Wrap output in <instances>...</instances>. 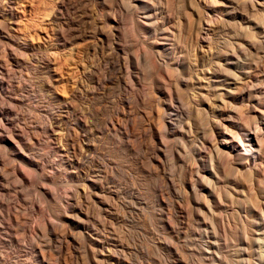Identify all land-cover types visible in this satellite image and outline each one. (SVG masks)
Segmentation results:
<instances>
[{
	"label": "rangeland",
	"instance_id": "rangeland-1",
	"mask_svg": "<svg viewBox=\"0 0 264 264\" xmlns=\"http://www.w3.org/2000/svg\"><path fill=\"white\" fill-rule=\"evenodd\" d=\"M108 1L111 2V0ZM203 1H205L203 7H199V5H196L195 0H174L173 3H170L171 5L168 4L167 0H133V4H140L139 7H133L134 15L131 17L134 21L132 22L130 18L132 13H129V18L125 16L128 18H125L126 26L129 29L132 27L128 30L130 38L134 41L142 40L145 33L135 24L136 20L143 18L142 15L146 11L145 8H142V4L147 3L151 10L156 11L155 13L158 11L159 20L167 18V24L161 25L159 31L162 32L165 26V28L169 27L174 32L175 37L172 35L161 40V45L166 47L163 48V55L167 64L171 66L170 71L174 70V77L178 76L181 79L180 81L177 77V80L180 81L178 84L180 95H178L181 101L183 100L182 103L186 105L183 104L186 109L192 103L193 93L199 90L197 85L190 79V74H195L197 69L195 70V67L190 72L187 63L190 59H192L191 63L194 62L195 34L202 33L206 37L207 41L202 42L204 48L211 47L212 50H222L223 48V50H226L231 47L229 42L232 43L238 38L251 40L253 34L257 32L255 38L258 47L261 46L260 54L257 55L259 58L255 56V50H251L254 53L252 56H248L249 58L257 57L258 60L257 58L256 60L259 63H264V4L252 7L253 5L249 0L246 1L247 3L244 0ZM22 2L23 4L21 3L18 6V10L21 11L23 17L19 22L21 24L18 26V32L22 36L24 35L28 42L35 45L36 48H40L36 51L37 57L32 55L30 57V54L28 56L27 51L23 50L26 52H22V55H20L24 64L20 70L24 75L18 72L16 73L18 77H15L20 79L25 76L24 79L29 77L28 81L29 79L31 82L39 80L40 83L38 92L34 94L36 96L31 95V98H28L26 102H33L34 97H38L36 98L39 102L37 115L39 125L41 123L42 126L38 127L39 130L37 129V138L39 142L41 141L38 144L39 148H37L41 154L40 162L43 164L39 170L38 187L37 191L35 190L37 194H33L35 191L32 192L29 188L24 187V189H21L23 191L20 190L22 194H20L19 200H13L14 198L11 196L12 200L8 203V206L16 203L15 208L12 204L10 211L4 213L6 218L2 219L0 217V223L2 220L5 223L11 221V224L15 222L14 226H10V228L12 227L10 230L5 228L4 225L2 226L4 229L0 228V264H213L212 259L208 258L210 253L208 252L209 248L206 247L207 239L205 237L206 233L210 232V228L208 225L207 227L204 225L203 216L205 211L200 212V210H204V208H200L202 205L200 197L202 194H207V192L200 185V182L196 184V187L198 186L196 190L198 191L194 190L190 181L196 176L187 175L184 167H182L183 164L173 161L170 156L171 160L167 162L164 172L173 176L174 181L177 183V192H168L164 195L166 202L170 204L169 206H172L164 207L159 203L153 190L154 187L157 190L166 188V182L162 181L164 179L163 173L161 172L160 176H156L154 173H146V170H150L149 163L146 160H143V163H137L135 159L134 149L131 146L132 140L135 142V138L130 135L132 138L129 136V138H126L127 141L121 142L120 134L112 127V119L114 120L115 116L118 117L116 111L121 104L120 100L124 95L131 97L132 92L124 89L123 82H104L100 86L94 83V80H97V77L102 74L104 67L102 66V59L103 56L107 57L111 53L110 48L108 46L102 48L100 44L94 48L92 44H89L90 46L87 44L84 54H80L81 57L77 56L75 59L78 62H73V59L68 55V51L60 47L57 48L54 44L55 41L47 38L45 34L53 21L52 26L56 29L61 26L71 31L72 29H78L77 31H81L82 35L84 34L85 37L89 38L95 32L99 34L104 27V23L110 18L119 16V5L113 0L111 3L109 2L108 6L103 3V0H73V9L55 12V0H47L44 4L37 2V0L33 3ZM198 8H202V12ZM197 12H204L200 14L206 21L205 25H199L198 19L201 16ZM188 18L189 20L192 19V26L188 24ZM5 19L4 16L2 20ZM134 24L135 26H133ZM193 26L194 28H192ZM159 37H161V34ZM173 43L176 47V53L172 52L173 48L171 46H167ZM227 44L229 45L227 46ZM38 52L40 54H37ZM46 55L58 59L59 66L54 67L56 70L54 77H49L50 74L40 65V63H43L42 58L49 57ZM176 55L181 57L178 64L173 61ZM70 63H72L73 69ZM30 65L35 67H28ZM88 67L94 68L92 74L85 73L89 69ZM93 77L94 79H92ZM48 78H50L51 84H54L51 85L50 89L46 86L50 81ZM215 85L217 89L212 90L216 95L215 99L218 98L219 101L224 99L230 105L238 107L245 104L242 98L232 97L226 93L227 82L218 81ZM74 88L77 95L74 99H71L70 94L75 90ZM50 92H53L52 95H54H50ZM20 94L27 95L24 92H20ZM151 96H153L152 98L155 96L164 97L167 101L162 100L168 103V97L162 91L155 92ZM70 101L78 114L81 112L87 114L84 117V122L87 123V130L90 131L89 138L92 144L90 149L92 151H90L92 154H90L91 159L89 158L84 165L76 164L73 168L70 167L65 157L71 151L67 140L69 126L75 123L73 122L75 116L66 112V106L64 107V105H70ZM19 108L21 110L24 107ZM201 113L202 118H212V115L208 116L205 111ZM189 115H184L182 122L178 123L181 126L182 124L183 126L186 125L184 129L187 132L188 124L186 123L195 118L194 112ZM30 120H32L31 117L25 115L22 122L30 123ZM50 127L51 129L54 128L53 132L47 131V128ZM189 134H187V138L181 136L177 141L179 145L184 144L186 151L181 152L184 155L183 158L190 167L193 166L194 174L201 171L206 173L207 177H210V164L201 160V156L197 151L203 147L202 135H194L193 137ZM54 135L55 137H53ZM209 150L211 149L209 148L206 151ZM48 161L49 163H47ZM108 172L110 176H108ZM163 183L164 186H161ZM28 190L30 192H27ZM86 190L90 191V198L86 197V192H84ZM130 191H134L138 196L137 199L135 198L136 200ZM194 192H196V195ZM185 193L189 196L188 203L184 199ZM197 193H199V196ZM29 197L35 202L34 207H30L32 201L29 200ZM21 202H24L25 205ZM28 203H30V206ZM24 208H27L29 213ZM31 208H33L32 211L29 210ZM170 209L171 211H169ZM15 210L17 212L19 210L18 217ZM11 212H15L16 215ZM16 217L18 221H22L21 224L25 223L26 225H24L29 227L31 231L28 229V231L22 230L15 221ZM169 225L173 226L174 229H171ZM47 226L48 238L42 235V227ZM8 231L11 232L12 236ZM204 231L207 232L204 234ZM50 237L51 239H49ZM42 254L45 256V263L40 261Z\"/></svg>",
	"mask_w": 264,
	"mask_h": 264
},
{
	"label": "bare ground",
	"instance_id": "bare-ground-1",
	"mask_svg": "<svg viewBox=\"0 0 264 264\" xmlns=\"http://www.w3.org/2000/svg\"><path fill=\"white\" fill-rule=\"evenodd\" d=\"M22 1L33 3L36 0H0V217H2V219L5 217L4 213L10 211V206L13 204H9L8 206V203L12 200L11 196H13V200H19L18 198L20 194H22L20 190L24 189V187H27V189L29 188L32 192L35 190L37 191V183L40 175L39 170L43 164L40 162L41 154L38 149V144L41 141L39 142L37 138L38 127L42 126L41 123L39 125L37 115V112H39V102H37L36 98L38 97H34L33 102H26L28 98H31V95L38 92L40 83L39 80L31 82L29 79L28 81L29 77L24 79L25 76L20 79L16 78L18 77L16 76L18 72L24 75L20 70L22 65H24L20 56L22 52L25 53L27 51L28 56L30 54V57L31 55L37 57L36 51L40 48H36L35 45L28 42L24 35L22 36L18 32V26L21 24L19 22L23 18L21 16V11L18 10V6L21 3L23 4ZM46 1L47 0H37V2L43 4L46 3ZM55 1V12L68 11L74 7L73 0ZM113 1L119 5V16L110 18L105 22L99 34L95 32V34L88 38L85 37L84 34L82 35L81 31V33L77 31L78 29H72L71 31L63 26L56 29L52 26V21L50 23L51 25H49L50 27L48 26L49 28L47 27L48 29L45 31L47 38H51L55 41L54 44L57 48L60 47L67 50L73 62L77 61L75 60L77 56L84 54V49L87 44H92L94 48L98 47L99 44L102 48L105 46L110 48L111 53L107 57L103 56L102 59V66H104L102 74L97 77V80L95 79L96 81L94 80V83L100 86L103 85L104 82H123L124 89L132 92L131 97L124 95L126 93L123 94L124 97L120 100L121 104L116 111L118 117L115 116V119H112V127L120 134L119 138L121 142L127 141L126 138H129L130 135L135 138V142L132 140L131 144L134 149L135 159L137 163H143V160L149 163L150 170H146V173H154L156 176H160L161 172L163 173L164 179L161 178L163 179L162 181L166 182V188L160 187L161 189L159 190L155 187L153 188L159 203L164 205V207L169 206L170 204L166 202L164 195L168 192H177V183L174 181L173 176L164 172L167 162L173 158V161L175 160L183 164L182 167H184L187 175L196 176L190 181L193 184L194 190L198 188V186L196 187L197 182H200V185L207 192L205 195H200V202L202 204L200 208H204V210H199L200 212L205 211V217L203 216L204 225L206 227L208 225L210 228V232L204 231V234L205 232L209 233V235L206 233L205 237L207 239L206 247L209 248L208 252L210 253L209 256H211H208V258L212 259V263L264 264V63H259V61H257L259 58L257 55L260 54L261 51V46L258 47L259 45L255 38L257 32H255L253 36L250 34V37L252 36L251 40L238 38L232 43L229 42L231 47L229 46V49L225 48L226 50H223V48L222 50H212L211 47L208 49L204 48L202 42L207 41L206 37H204L202 33L195 34V60L193 58L194 62L191 63L190 61L192 59H190L187 63L190 72L194 70L195 67V70L197 69L195 74H190V79L197 85L199 90L195 93L191 91L193 93L192 103L189 104L190 107L188 106L186 109L183 106V100L181 101L179 97L180 93H178L180 90L178 84L181 79L177 76L178 80H180L178 81L177 77H174V70L172 72L170 71L171 66L167 64L163 55V50L166 47L161 45V40L172 36L174 33L169 27L165 28L166 26L162 29V32L159 31L161 25L167 24V18L161 16L164 20H159L157 15L158 11L155 13L156 11L154 12L153 9L151 10L147 3L142 4V8H145L146 11L144 15H142L143 18L136 20L135 24L137 25L136 27H139V29L141 28L146 34L144 33L142 40L134 41L129 35V30L132 27L129 29V27L126 26L125 16L132 13V15H130L132 21L131 16L134 15L133 7H139L140 4H133V0ZM172 1L174 0H167L168 4ZM246 1L248 2V0H244V2ZM249 1H251L253 5L252 7H258V4H264V0ZM109 2L108 0H103L106 6H108ZM195 3L199 5V7H203L205 1L195 0ZM201 9L202 8L199 10L202 12ZM201 14L199 16H201ZM4 16L6 19L2 20ZM198 20L199 25H205L206 21L202 16ZM187 22L192 26V19L189 20L188 18ZM135 24L133 26H135ZM192 28H194V26ZM160 34L161 37H159ZM173 37L175 36L173 35ZM229 44H227V46ZM167 46H171V48H173L172 52L176 53L174 43ZM17 47L19 48L17 49ZM23 50L26 51L24 52ZM251 50H255V53ZM253 53L258 58L255 56H253L255 58H249L248 55L252 56ZM37 54L40 53L38 52ZM179 56L176 55L173 60L177 62V64L181 61V57ZM42 60L43 63H40V65L47 70L50 74L49 77H54L56 73L54 67L59 66L58 59L56 60L49 56L44 59L42 58ZM70 64L72 67V63ZM28 67L31 68L32 66L30 65ZM91 67H88L89 69H87L85 73L88 72L92 74V69L94 68L91 69ZM92 79H94V77ZM48 80H50V78H48ZM218 81L227 82L226 86L228 87H226V93L232 97L242 98L245 104L238 107L236 105H230L224 99L220 101L218 98L215 99L216 95H214L212 90L217 89L215 84ZM51 85L50 80L46 86L50 89L54 84ZM167 85L170 86V89ZM160 91L164 92L168 97V103L162 100L164 97L155 96L152 98L153 96H151V94ZM20 92H24L27 95L20 94ZM76 92V89L72 93L70 92L71 99L76 97ZM52 93L53 92H50V95H52ZM219 96H221V94H219ZM18 106L24 107V110H19L20 108ZM64 107L67 110L66 112L75 116V121H73L75 123L69 126V135L67 139L71 151L68 155L64 153L67 162L70 164V167L73 168L76 164L84 165L86 161L88 162V159L92 155V151L90 150L92 144L89 138L90 131L87 130V123L84 122V117L87 114L85 115L84 112L78 114L72 103L70 105H64ZM202 111H205V114H208V116L211 114L212 118H202L203 116H200ZM193 112L195 118L186 123L188 124L186 128L188 129L187 132V130L185 131L184 129L186 125L183 126L182 124L181 126L178 125V123L182 122L181 120L184 115H191ZM25 115L31 117L32 120H30V123L25 121L22 122ZM47 131L53 132L54 128H47ZM188 133H190L189 136L193 137L194 135H202L203 147L199 148L197 151L201 156V160L210 164V177H207L206 173L201 171H199L198 174H194L193 166L190 167L185 158H183L184 155H182L181 152L186 151L183 146L184 144L179 145L177 141L179 137L183 136L184 138ZM53 137H55V135ZM209 148L211 150L206 151ZM47 163H49V161ZM107 174L110 176L109 172ZM194 178L196 179L193 181ZM161 186H164V183ZM30 191L28 190L27 192ZM36 191L33 194L36 195ZM134 191H130V193L134 196V199H137L138 196H136ZM197 191L198 190H196V192ZM84 192H86V197L90 198V191L86 190ZM196 192H194V194ZM197 194L199 196V193ZM30 197L29 200L31 199ZM184 199L186 203H188L189 196L186 195ZM31 201L32 203H28V205L30 204V207H34L35 202H33L32 199ZM15 204H13V208H15ZM32 209L33 208L29 210L32 211ZM25 211H28V209ZM169 211H171V209ZM18 212L17 215L15 212L11 213L18 217ZM27 213H29V211ZM17 217L15 218L17 225H19L22 230H30L29 227L25 226V223V225L21 224L22 221H18ZM207 219L209 220L207 221ZM50 220L52 221V219ZM12 223L13 224H11V221L10 223H5L4 220H2L0 228L2 229L4 225L5 228L10 230L12 228H10V226H14L15 222ZM169 227L174 229L171 225H169ZM47 228L48 226L42 227V235L46 237ZM205 229L207 230L208 228ZM9 234H11V232ZM49 239H51V237ZM59 239L61 240V238ZM205 249L207 250V248ZM40 257V261L45 263V256L42 254Z\"/></svg>",
	"mask_w": 264,
	"mask_h": 264
}]
</instances>
